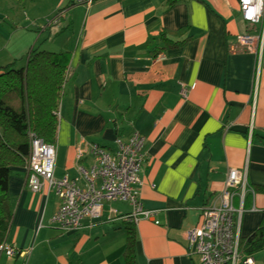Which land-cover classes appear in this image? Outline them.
I'll return each instance as SVG.
<instances>
[{"label": "crops", "instance_id": "crops-1", "mask_svg": "<svg viewBox=\"0 0 264 264\" xmlns=\"http://www.w3.org/2000/svg\"><path fill=\"white\" fill-rule=\"evenodd\" d=\"M167 2L96 0L87 7L56 0L45 16L62 10L61 18L41 31H48L51 52L70 54L54 176H76L81 140L112 152L117 138L137 132L144 139L139 198L157 213L134 225L136 264H198L187 253L186 231L199 226L202 207L218 202L229 169L245 171L249 188L264 187V47L258 61L236 42L245 32L256 35L260 25L242 20L238 0ZM162 32L187 41L157 60L159 54L147 50L154 42L161 47ZM35 39L17 37L0 66L23 67ZM27 175L25 165L11 167L7 242L18 254L0 252V264H124L127 222L117 216L128 214L130 203L104 202L98 218L63 232L51 223L57 197L46 185L33 193ZM234 206H240L238 195ZM242 209L245 237L264 226V192H246ZM252 257L264 264V250Z\"/></svg>", "mask_w": 264, "mask_h": 264}, {"label": "built area", "instance_id": "built-area-1", "mask_svg": "<svg viewBox=\"0 0 264 264\" xmlns=\"http://www.w3.org/2000/svg\"><path fill=\"white\" fill-rule=\"evenodd\" d=\"M95 1L71 0V3L88 7ZM238 6L242 20L250 26L260 25V29L256 35L248 32L238 35L236 42L260 61L264 47V0H238ZM156 58L165 59L162 54ZM181 93L183 97L186 95L184 87ZM56 116L59 118L58 111ZM29 137L30 152L25 163L27 183L33 193L41 192L46 185L47 190L57 197L59 205L51 218L57 229L63 232L80 230L84 219H95L101 215L104 202L116 200L126 201L132 206L128 214L117 218L133 225L140 219L153 221L157 210L144 208L139 198L138 185L145 155L142 151L144 139L137 132L126 141L115 139L116 149L112 152L94 142L81 140L75 152L78 162L76 178L68 175L56 178L55 145L44 143L33 133ZM88 157L90 162L83 164V159ZM248 191L251 189L246 182V172L229 169L218 202L201 208V223L186 231L187 253L196 256L198 264H255L252 256L238 253L243 197ZM236 195L240 198L237 208L234 206ZM109 213L116 216V210L112 208ZM0 252L8 257L18 254L15 246L7 241L0 245Z\"/></svg>", "mask_w": 264, "mask_h": 264}, {"label": "trees", "instance_id": "trees-1", "mask_svg": "<svg viewBox=\"0 0 264 264\" xmlns=\"http://www.w3.org/2000/svg\"><path fill=\"white\" fill-rule=\"evenodd\" d=\"M180 1L183 0H168L166 6ZM58 18L61 17L56 20ZM186 41H173L162 32L159 35L161 47L158 48L154 42L147 51L157 55L166 49L178 48ZM69 61L70 54L66 51L34 48L27 55L23 67L16 68L15 63L0 66V245L7 241L13 215L8 193L11 167L25 165L30 152L31 133L44 143L55 145L56 111L65 92ZM249 192H264V187L257 186ZM126 224L123 260L124 264H136L135 229L132 223ZM261 250H264V226L248 236H240L238 253L241 256H252Z\"/></svg>", "mask_w": 264, "mask_h": 264}, {"label": "rangeland", "instance_id": "rangeland-1", "mask_svg": "<svg viewBox=\"0 0 264 264\" xmlns=\"http://www.w3.org/2000/svg\"><path fill=\"white\" fill-rule=\"evenodd\" d=\"M55 2L56 0H0V36L4 38L3 41H0V62L8 53L12 52L15 39L21 35L24 37L34 35L36 37L34 41L36 49L52 51L49 43L46 44L49 41L44 40L48 35V31L47 33H41V31L45 26L49 27L51 25L49 23H55L58 14L62 11L55 10L53 14L45 16L49 8L52 9L55 5ZM65 18L68 23L66 15ZM70 30L69 28L68 31ZM62 33L57 37L61 36ZM4 44L9 45V47H3ZM76 177L77 174L73 178Z\"/></svg>", "mask_w": 264, "mask_h": 264}]
</instances>
